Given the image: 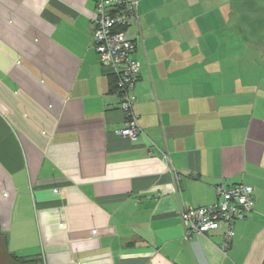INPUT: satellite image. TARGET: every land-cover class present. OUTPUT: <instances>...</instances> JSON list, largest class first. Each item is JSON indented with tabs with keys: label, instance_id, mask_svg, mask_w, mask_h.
Returning <instances> with one entry per match:
<instances>
[{
	"label": "crops",
	"instance_id": "0c3cea01",
	"mask_svg": "<svg viewBox=\"0 0 264 264\" xmlns=\"http://www.w3.org/2000/svg\"><path fill=\"white\" fill-rule=\"evenodd\" d=\"M137 1L132 141L93 0H0V264H264V0ZM234 184L227 249L186 240L181 206Z\"/></svg>",
	"mask_w": 264,
	"mask_h": 264
},
{
	"label": "built area",
	"instance_id": "2783aa9c",
	"mask_svg": "<svg viewBox=\"0 0 264 264\" xmlns=\"http://www.w3.org/2000/svg\"><path fill=\"white\" fill-rule=\"evenodd\" d=\"M95 17L93 39L98 60L109 66L114 78V93L119 97L123 114V127L118 131L121 137L135 141L141 128L133 111L136 97L133 89L139 76L140 65L133 53L141 43L139 36L130 35L132 24H138L137 0H93ZM167 157L164 154V158ZM175 180L180 175L174 173ZM252 186L234 184L217 188V201L208 206L182 205L179 210L181 225L188 240L193 234H205L226 225L222 249L226 250L234 235V224L244 219L252 210Z\"/></svg>",
	"mask_w": 264,
	"mask_h": 264
},
{
	"label": "trees",
	"instance_id": "16d2710c",
	"mask_svg": "<svg viewBox=\"0 0 264 264\" xmlns=\"http://www.w3.org/2000/svg\"><path fill=\"white\" fill-rule=\"evenodd\" d=\"M132 25H134V24H132ZM132 25H131V27H132ZM131 27H130V29H131ZM138 79V78H137ZM134 86H135V84H134ZM112 90L114 91V78H113V75H112ZM134 90V89H133ZM136 97V96H135ZM11 260H12V262L14 263V264H29V263H37V264H39L38 263V261L39 260H36V259H23V258H20V257H17V256H12L11 257Z\"/></svg>",
	"mask_w": 264,
	"mask_h": 264
},
{
	"label": "rangeland",
	"instance_id": "374dc122",
	"mask_svg": "<svg viewBox=\"0 0 264 264\" xmlns=\"http://www.w3.org/2000/svg\"><path fill=\"white\" fill-rule=\"evenodd\" d=\"M3 253V244H2V241L0 240V257Z\"/></svg>",
	"mask_w": 264,
	"mask_h": 264
}]
</instances>
